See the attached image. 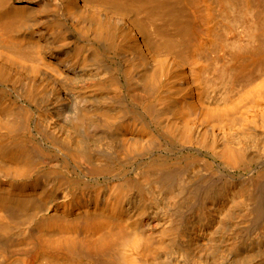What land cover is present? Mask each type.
Here are the masks:
<instances>
[{
  "label": "bare ground",
  "instance_id": "6f19581e",
  "mask_svg": "<svg viewBox=\"0 0 264 264\" xmlns=\"http://www.w3.org/2000/svg\"><path fill=\"white\" fill-rule=\"evenodd\" d=\"M212 11L0 0V264H264V41L213 98Z\"/></svg>",
  "mask_w": 264,
  "mask_h": 264
},
{
  "label": "rangeland",
  "instance_id": "374dc122",
  "mask_svg": "<svg viewBox=\"0 0 264 264\" xmlns=\"http://www.w3.org/2000/svg\"><path fill=\"white\" fill-rule=\"evenodd\" d=\"M213 5V20L211 25L214 33L211 48L197 55L203 72L201 77L206 80L207 94L213 98H222L228 92H236L241 83L231 85L223 76L222 71L236 66L234 54L242 47L256 41H264V30L252 38V31L264 24L263 0H232L216 6ZM241 87V86H240Z\"/></svg>",
  "mask_w": 264,
  "mask_h": 264
}]
</instances>
